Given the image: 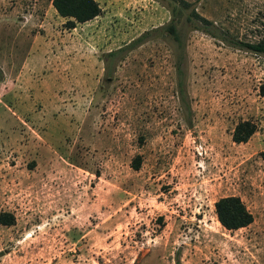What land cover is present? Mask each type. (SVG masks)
<instances>
[{
  "label": "rangeland",
  "instance_id": "1",
  "mask_svg": "<svg viewBox=\"0 0 264 264\" xmlns=\"http://www.w3.org/2000/svg\"><path fill=\"white\" fill-rule=\"evenodd\" d=\"M186 1L264 38V0ZM97 2L68 27L49 0H0V264H264V54L186 25L181 83L161 33L104 61L170 14ZM228 194L250 223L218 222Z\"/></svg>",
  "mask_w": 264,
  "mask_h": 264
},
{
  "label": "trees",
  "instance_id": "2",
  "mask_svg": "<svg viewBox=\"0 0 264 264\" xmlns=\"http://www.w3.org/2000/svg\"><path fill=\"white\" fill-rule=\"evenodd\" d=\"M58 15L65 18V24L73 27L76 22L86 21L100 12L97 0H49ZM164 1L169 10V19L162 24L144 30L127 43L107 51L103 60L114 57L123 50H129L149 39L153 33H161L174 44L175 72L178 83H181L184 74V27L191 26L194 29H201L211 36H218L227 44L249 50L255 53L264 54V38L257 40H243L230 34L227 30L218 28L212 20L199 14L194 7L190 8V2L186 0H161ZM264 93V86L261 90ZM256 130V124L250 119L238 120L231 131V139L235 142L246 141ZM260 155L264 160V150ZM139 156L135 155L131 160V166L136 168L139 163ZM214 213L218 222L226 229H236L247 225L252 220V214L245 206L243 200L235 194L222 195L213 202ZM10 218L6 212H0V223H9ZM179 264V263H178Z\"/></svg>",
  "mask_w": 264,
  "mask_h": 264
}]
</instances>
